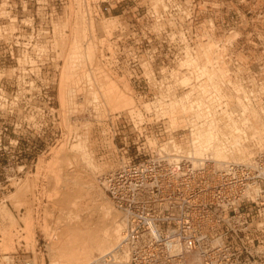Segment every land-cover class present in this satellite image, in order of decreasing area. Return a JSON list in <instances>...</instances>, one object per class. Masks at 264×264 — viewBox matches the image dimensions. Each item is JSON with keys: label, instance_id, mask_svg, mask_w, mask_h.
<instances>
[{"label": "rangeland", "instance_id": "374dc122", "mask_svg": "<svg viewBox=\"0 0 264 264\" xmlns=\"http://www.w3.org/2000/svg\"><path fill=\"white\" fill-rule=\"evenodd\" d=\"M48 1L57 9L53 32L46 35V43L50 47L45 49V54L50 60L40 71L31 70V79L35 81L31 83L29 92L35 96L29 98L30 111L14 115L29 127L17 129L13 133L14 137H23L29 144V151L35 143L44 145L45 149L39 156L37 165L31 167L29 175L20 184L15 185V191L9 196L10 210L15 214V211L23 206V217H14L6 207L1 210V217L6 224L5 238L0 249L13 250L15 235L12 230L19 220L25 225L24 239L33 247L31 241L34 229L38 226L33 218L34 192L39 188L42 190L39 193L38 207L42 212L43 224L38 227L46 234L51 227H59V233L57 240L48 245L43 254L36 255L40 264H44L43 257L46 264L51 263V258L56 259L63 252L64 240H69L70 243H78L81 240V234L77 236L74 232V219L70 218L71 214L75 213L74 209L69 207L72 189L65 182L69 179L68 182L72 183L69 177L77 182L76 189L81 182L89 181L97 187V191L106 196L105 203L114 208L119 216L122 215L98 181L100 175L120 164L116 150L110 142L109 129L105 124L106 128L102 129V122L109 114L121 111L133 117L141 116L142 111L146 113L145 120L148 122H153V113L156 119L163 117V121L170 125V130H176L181 135L177 144L183 146V149L190 148L191 141V133L186 129L187 116L194 117L192 126L201 125L205 128L207 123L215 121L220 134H228L229 130L224 127L225 119L222 118L228 114L232 123L235 122L234 126L247 133L248 140L235 138L241 141L234 139L242 146L241 153L238 154L236 147H231L230 144L234 153L226 151L214 157V161H238L247 153L264 149V0H191L186 4V19L177 17L171 21L165 17H153V27L150 31V44L153 49L141 50L143 59L152 53L153 61L144 63L142 67L147 73H151L161 64L170 63L164 72H171L176 77V80L167 83L170 93H161L153 98H138L126 71L124 74L107 72L101 68L99 60L103 37L110 35L120 22L126 24L128 21H134L131 15L136 11L135 0ZM1 2L0 17L8 13L5 9L7 3L5 0ZM12 2L13 5L17 4L13 8L12 16L17 14L19 22L22 18L21 2ZM27 2L28 9L35 10V6H32L34 2ZM155 2L164 6L160 0ZM183 8L185 9L179 7V10ZM153 9L156 10L154 7ZM138 10L139 14H142L145 7L139 6ZM138 21L142 23L141 20ZM172 27L178 31L170 33L169 29ZM10 29H14L13 23H10ZM178 52L180 57L172 61ZM185 55H190L189 58H192L202 71L181 66L180 61L186 58ZM232 61L237 62V65H233ZM232 67L231 74L235 75V79L228 81ZM66 71L68 78L62 102L58 89L63 72ZM184 77H187L188 81L183 83L180 80ZM203 87L211 94L206 91L204 93ZM135 90L148 93L149 87H144L141 83ZM155 90L159 89L153 84V93ZM244 90L248 91L247 98L243 94ZM49 93L52 96L50 99ZM186 93L189 94L187 100H180ZM120 95L123 100L118 103ZM201 127L199 129H202ZM79 144L84 146L92 157L95 164L93 167L84 164L82 155L76 148ZM165 145L168 147V143L163 146ZM93 213L91 210L90 221L100 220V215ZM98 255L97 252L93 253L94 257Z\"/></svg>", "mask_w": 264, "mask_h": 264}, {"label": "built area", "instance_id": "2783aa9c", "mask_svg": "<svg viewBox=\"0 0 264 264\" xmlns=\"http://www.w3.org/2000/svg\"><path fill=\"white\" fill-rule=\"evenodd\" d=\"M31 1L35 10L28 9L27 0H20L19 22L17 14L12 16L17 5L12 0L5 7L7 15L0 17V245L4 242L6 224L1 210L4 207L10 210L9 196L15 185L29 175L45 149L35 143L29 151L23 137L13 136L15 130L29 127L14 115L30 111L29 98L35 96L29 92L35 81L31 79V70L40 71L50 60L45 54L50 47L46 35L53 32L57 16L56 6L48 0ZM160 1L164 6L155 0H135L136 11L131 15L134 21L117 24L100 44L101 68L113 73L126 71L138 98L170 93L167 83L176 80L171 72H164L170 63L161 64L151 73L142 67L153 61L152 53L146 59L141 53L144 48L153 49L150 44L153 17L171 21L188 17L186 4L191 0ZM139 6L145 7L142 14ZM10 17L15 18L14 29H10ZM169 31L178 29L172 27ZM232 63L237 65L235 61ZM231 72L233 67L228 81L235 79ZM141 83L149 87L148 93L135 90ZM153 84L159 89L154 93ZM47 88L50 92L49 85ZM152 115L153 122H148L142 111L141 116L133 117L119 111L102 122V129L105 124L111 133L110 142L120 160L117 167L100 175L98 181L125 217L124 234L114 251L124 256L121 264H264V149L256 151L248 163L230 161L217 168L213 162L204 160L194 166L188 157L165 155L163 145L168 141L170 145L177 143L181 135L170 130L163 117L156 119ZM186 120L190 134L194 117L189 115ZM41 192L40 188L34 192L33 218L38 226L43 224L38 207ZM15 212L11 211L14 217L22 218L25 208L21 206ZM24 226L19 220L12 230L13 250L0 249V264H40L36 255L43 254L58 238L59 227H51L46 234L37 226L32 247L24 239ZM43 260L46 264L44 257ZM113 261L111 256H96L91 264Z\"/></svg>", "mask_w": 264, "mask_h": 264}, {"label": "bare ground", "instance_id": "6f19581e", "mask_svg": "<svg viewBox=\"0 0 264 264\" xmlns=\"http://www.w3.org/2000/svg\"><path fill=\"white\" fill-rule=\"evenodd\" d=\"M5 2L7 3L8 0H5ZM1 5H2V2H0V7H1ZM6 12H8L7 9H6ZM9 20L12 23L15 21V18L10 17ZM73 50H75V49H73ZM71 52H73V51H71ZM189 56L185 55L186 58L180 61V65L192 68L198 72L202 71L201 68L198 65H196V62L192 58H189ZM70 58H73V57H70ZM66 70H68V68H66ZM69 70H70V66H69ZM189 72L190 71L188 70L187 73H189ZM67 76H68V71L63 72L62 79H61L59 89H58L60 100L62 102L64 101V95H65V91H66L65 90V83H66V80L68 78ZM180 81L184 83L185 81H188V78L184 77ZM205 88L203 87L204 93H206L208 91V89L206 88L207 89L206 90ZM237 89H238V91L240 90L239 88H237ZM244 91H243V94L247 98V96H249V95H247L246 92H248V91H245V92ZM207 93L211 94V92L210 93L207 92ZM212 94H213V92H212ZM187 95H189V94L186 93L183 97L180 98V100L181 99L183 100V98L186 99ZM209 96L210 95H208L207 97H209ZM212 96H214V95H212ZM95 99H97V98H95ZM209 99H210V97H209ZM209 99H207V100H209ZM210 100L212 101V99H210ZM196 104L198 106L199 102ZM208 107H210V106H208ZM173 108H175V106H173ZM196 108H198V107H196ZM222 112H225V111H222ZM241 112L243 113V111H241ZM225 114H223V115H225ZM202 115H204V114H202ZM206 115H208V114H206ZM195 116H196V114H195ZM222 118L225 119L224 127H227V129L229 130V131L227 130L229 132L228 134L227 133L220 134V131H218V129H216L217 128V126H216L217 122L210 121L209 123H207L205 128H202L200 125V127L202 129H199L200 128L199 126L198 127H196L195 125L192 126L191 134H190L191 135L190 148L183 149V146H181L177 143L170 145L169 142H171V141H168V147L165 145L161 149L166 152L165 155L167 157H170L171 155L172 156H178L179 158L183 157V156L188 157L194 166L202 164L203 161L205 160V161L213 162L214 166L217 168L223 167L224 164H226L227 162H230V161H223L225 159H223L222 161H214L213 158L224 153V152H226V151L234 153L233 151H231L232 150L231 147H236L237 153L240 154L242 151V146H240L239 143L235 142L234 139L239 138V139H244V140L247 139L248 140V136H247V133L243 129L241 130V128L234 126L233 123H235V122L233 121V123H232V121H231L232 119L230 118V116L228 114H226L225 116H222ZM230 132H232V133H230ZM230 138H231V140L234 141V143H232V141L229 140ZM238 140H236V141H238ZM235 143L237 146L235 145ZM230 144H232V145L234 144L235 146L231 145V147H230L229 146ZM76 148H77L78 152L80 153V155H82V159L84 160V164L88 167L89 166L93 167L95 164L92 160V157L89 155V153L86 152V148L80 144L77 145ZM258 150H262V148L257 149L251 153H247V155L243 159L238 160L236 162L248 163L250 161V158H252L254 153ZM238 154H237V156H238ZM69 178L72 182L71 184L68 182L69 179H67L65 181V182H67V185H70V188L72 189V192L70 193L71 194V198H70L71 206H69V207H72L74 209V213H75L73 215L71 214L70 218L74 219V226H75L74 232L77 234V236L79 234H81L82 237H81L80 242H78V243H70L69 240H68V242L64 240L63 243H64L65 247L63 248V252L60 253V255H58L56 259L51 258L50 264H91L96 259V257L93 256L94 252H97L99 254L98 255L99 257H104V256H111V258L113 257L114 261L110 264H121L123 262V260H125L124 256H120L117 252H114V251L117 248V245L120 242V240L122 239L123 234H124L125 217L123 215L119 216V214H117L115 212L114 208H112L109 204L105 203V197L106 196L104 197V195L101 192L97 191L96 190L97 187L95 188L93 186V184H91L89 181L85 180L84 183L81 182L82 184L80 183L79 188L77 186V189H76L75 184L77 182L75 180H72L71 177H69ZM91 210L94 213L97 212L98 216L100 215V218H99L100 220H98L96 222L90 221ZM97 214H95V215H97ZM71 223H73V221ZM53 252L54 251L51 249V253H53Z\"/></svg>", "mask_w": 264, "mask_h": 264}, {"label": "crops", "instance_id": "0c3cea01", "mask_svg": "<svg viewBox=\"0 0 264 264\" xmlns=\"http://www.w3.org/2000/svg\"><path fill=\"white\" fill-rule=\"evenodd\" d=\"M120 99L118 100V103H120V101H122L123 100V97H121V95H120V97H119Z\"/></svg>", "mask_w": 264, "mask_h": 264}]
</instances>
